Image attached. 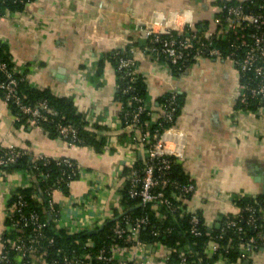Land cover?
<instances>
[{"label": "crops", "instance_id": "crops-1", "mask_svg": "<svg viewBox=\"0 0 264 264\" xmlns=\"http://www.w3.org/2000/svg\"><path fill=\"white\" fill-rule=\"evenodd\" d=\"M185 11L190 14L176 18L179 27L188 21L210 25L217 13L211 0H34L17 18L0 21V43L14 71H24L33 88L72 100L87 130L106 138L101 153L68 146L49 138L41 127L21 123L0 95V145L70 159L83 170L69 185L68 195L56 196L58 228L71 234L90 232L115 206L117 187L127 176L124 170L141 159L140 152L127 148L131 132L120 120L114 66L104 62L98 74L100 61L113 51H129L136 62L154 116L167 95L177 92L182 97L175 125L184 147L180 164L196 188L193 206L209 226L219 215L239 212L229 197L263 194L264 103L257 112L236 109L237 69L227 60H208L193 63L177 80L161 72L137 44L134 21ZM10 182L15 187L30 185L24 172L12 175ZM7 198L0 189V235ZM249 264H264V252Z\"/></svg>", "mask_w": 264, "mask_h": 264}, {"label": "built area", "instance_id": "built-area-1", "mask_svg": "<svg viewBox=\"0 0 264 264\" xmlns=\"http://www.w3.org/2000/svg\"><path fill=\"white\" fill-rule=\"evenodd\" d=\"M17 2L18 0H13ZM34 1V0H33ZM31 0L25 7L33 3ZM214 3L225 0H211ZM250 1L252 0H243ZM5 0H0V21L3 19L17 18L22 14L21 11H14L9 8H2ZM226 10V18L224 20L215 18L204 31H200L197 26L198 23L192 24L190 21L184 25H176V18L178 16H188L189 12H183L181 15H154L150 20H137L132 23L135 37L140 41H149L152 48L147 49L155 56L154 60L159 70L167 75L176 78L177 80L183 77L184 74L178 77L173 74V67H179L182 71L185 69L190 61L194 63H202L203 61H218L224 60L223 53L215 46V42L225 41L229 35L236 38L239 42V47L246 50L245 56L242 60H235V53L231 54V58L227 59L239 72V74H247L253 72L256 77L262 81V85L251 87L250 85L240 84L237 94V101L246 104L247 94L252 98L264 99V68L261 62L264 60V34L259 33L250 36L251 43H248L245 35H240L241 31L247 30L250 27L260 28L264 25V14L256 15L253 13H246L241 7H227L223 6L219 12ZM260 10L264 11V5L260 6ZM189 13V14H188ZM176 25V26H175ZM237 47V48H239ZM119 55V52L116 53ZM152 56V55H151ZM163 58V61L160 59ZM117 70L124 73L125 77L130 79L131 83H135L140 76L136 62L132 59L121 58L119 60ZM24 77V71L15 72L13 67L9 64L0 61V91L3 93V101L7 107L10 104L15 105L22 116L28 118L29 124L35 127H41L45 123L52 121V116L56 115L55 111L51 109L46 102L40 101L36 105H28L25 103L23 96L20 94V81L18 76ZM25 80V79H24ZM118 88V87H117ZM130 88L125 91L129 93ZM172 101L169 105L159 107L154 119L170 122L173 120L175 113V96L177 92H173ZM136 106V107H135ZM128 107L133 108L132 112L127 114L129 120L126 121L127 129L134 133V136L128 140L127 148L130 151L140 152L141 159L144 161V169L142 174L133 172L129 176L124 177L116 190L117 201L115 206L108 208L105 218L99 222L98 225L93 227L90 232L103 227L108 221L114 220V211L122 216L124 209L120 205V191L124 189L127 182L132 184L131 197L138 198L142 205H152V210L156 213L157 217L162 220L167 216V213L172 215L174 219H189L190 233L194 236L201 235L199 227L207 230L218 228L222 233H227L228 229H235L238 233H242L239 227V221H230L224 226H219L220 216H217L212 225L209 226L203 220L202 215L193 206V200L196 196V188L192 177L186 173L190 179L188 185H179L177 183H170L168 180H161V177H156V171H168L171 169L174 162L181 163L184 160V147L179 142V130L174 127L165 129L162 133L156 131L153 135L150 134L149 123H141V115L147 111V104L137 97L133 96L128 101ZM122 110V109H121ZM17 119V118H16ZM122 122V121H121ZM58 132L62 140L68 146H76L74 141L77 139V130L71 125H58ZM46 134V132H45ZM48 135V134H46ZM174 135V136H173ZM178 135V138H177ZM6 154L0 159V189L5 190L8 194L7 202L16 197V201L12 207L9 208V213L6 214L7 219H11L15 215H19V220L12 223V231L18 234H23L24 229L27 227L33 228L34 236L27 244L23 240L17 238L15 241H5L2 238L3 233L0 235V264H8V253L4 252L6 247L13 248L18 254V264H27V259H33L39 253L40 247L38 239L43 238L42 229L47 226L38 213H32L25 216L23 208L26 205L24 197L19 194V189L32 187L33 184L39 185L48 180L49 175L41 171L36 163L43 161L44 166L50 163V160L55 161L58 165L65 164L69 168L74 165L70 160H62L58 158H51L44 155L34 154L29 150H21L14 146L3 147ZM23 157H28L34 166L32 168L35 174L28 171L24 172L26 178L29 179L30 185L27 187H15L10 182L12 175L16 176L19 172L23 171H10L9 168L15 165L18 160ZM76 166V165H75ZM133 166V164H132ZM131 166V167H132ZM73 170L72 174L73 175ZM75 174L79 177L82 176L83 170L77 165ZM65 175V174H64ZM61 183V180L59 181ZM71 182H69V185ZM172 187L173 191L170 196H167L165 189ZM58 194H64L59 188H51L43 190L38 188L34 193L33 198L38 202L40 207L48 202V214L51 220V213L55 212L58 218V223L61 220V212L56 201ZM65 195V194H64ZM257 196H233L229 197L230 200L235 198ZM258 207V209L256 208ZM255 209L249 207L246 211L249 213L247 225L252 231H261L264 228V208L256 205ZM47 208V207H46ZM165 210L166 213H163ZM8 211V208H7ZM256 214L259 216L257 217ZM166 215V216H165ZM223 215V214H222ZM233 219H241V211L233 215ZM203 220V222H202ZM148 225L147 219L130 220L124 219L123 223L117 225L115 228V238L124 241V245H114L108 251L99 252L96 256L92 257L87 254L81 260H76L78 264H92L93 259L104 264H205V261H213V264H245L250 263L258 254L264 252V237L262 238V248L258 249V240L255 237H250L242 241L238 246L239 257L236 263H231L226 259L225 254L229 252L222 248L219 242L210 241L203 253H196L191 247L183 250L170 249L162 244L158 246L149 245L143 242L140 238V230L143 226ZM63 229V228H62ZM3 232L8 229L3 226ZM8 245V246H7ZM88 247H92L93 243L88 242ZM261 247V245H260ZM231 248V247H228ZM178 251V253H177ZM224 251V252H223ZM178 254V263L172 261V255ZM38 264H48L44 259L37 260ZM53 264H75V257L68 258L64 256L63 262L58 261Z\"/></svg>", "mask_w": 264, "mask_h": 264}, {"label": "trees", "instance_id": "trees-1", "mask_svg": "<svg viewBox=\"0 0 264 264\" xmlns=\"http://www.w3.org/2000/svg\"><path fill=\"white\" fill-rule=\"evenodd\" d=\"M31 0H18L14 2L13 0H5V3L2 5V8H9L14 11H23L25 6ZM33 1V0H32ZM250 1H235V0H225L214 3L216 5L217 13L216 18H220L224 20L226 18V10L223 12H219V9L223 6L229 7H241L243 11L246 13H253L256 15L264 14V11L260 10V6L264 5V0H252ZM205 27H208L207 24H199L197 28L200 31H204ZM263 33L264 34V25L260 28L250 27L247 30H242L240 35H245L248 43H251L250 36ZM142 50L152 48L149 41H140L137 42ZM239 42H236V38L233 35H229L225 41L215 42L216 48H218L223 53L224 60L231 58V54L235 53V60H242L245 56L246 50L243 47H239ZM239 47V48H237ZM119 52V55L116 53ZM152 57L155 58L153 54L148 52ZM121 58L129 59L130 54L129 51H113L109 54L104 55L103 59L100 61L98 65V74L102 72L103 63L110 62L115 69V78L117 83V94L116 101L119 103L121 107L120 112V120L122 121V126L127 127L126 121L129 120V114L132 112V109L128 107V101L133 97L137 96L141 98L145 104H147V111L141 115V123H149L150 129L148 131L150 134H154L156 131L162 133L163 130L174 127L176 125V120L180 115V111L182 108V97L179 94L175 96V113L173 120L170 122L163 121V119L157 120L154 119L155 116L151 111V108L148 106V91L147 86L141 77H138L135 83H131L130 79L125 77V74L117 70V66L119 60ZM163 61V58L160 59ZM0 61L9 64L12 67V61L10 55L7 53V49L2 43H0ZM261 67L264 68V60L260 61ZM193 61H190L185 69L182 71L179 70V67H173L174 76L178 77L179 75L185 74ZM240 75V74H239ZM20 81V94L23 96L24 101L28 105H36V103L43 101L48 104V106L53 109L56 115L52 116V121L49 123H45L42 125V129L44 133L48 134L47 136L52 139L62 140L59 132L58 125H71L77 130V139L74 141L76 146L89 147L92 148L95 152L101 153L105 147V137H97L94 132H90L87 130V123H85L83 116L77 113L75 104L72 100L67 98H59L54 94L50 93L47 90H40L33 88L30 84H28L24 77H17ZM248 84L251 87H257L258 85H262V81L259 77H256L253 72H248L247 74L240 75V84ZM130 88L129 93H125L127 89ZM0 95L3 98L4 95L0 91ZM173 94L167 95L163 98L159 106L169 105L172 101ZM264 100V99H263ZM260 100V98H252L249 94H247L246 104L241 103L239 100L237 101L236 109L243 111H251L257 112L263 105L264 101ZM9 109L12 111L13 115L21 121V123L29 122L28 118L22 116L19 112V109L10 104ZM129 139L134 136V133L131 131L128 135ZM63 141V140H62ZM6 154V151L0 146V159L3 158ZM62 160H65L62 158ZM70 160V159H68ZM74 165L69 168L65 164L58 165L55 161L50 160V163L47 166H44V162L40 161L36 163V165L41 169V171L45 174L49 175L47 181L40 183L39 185L33 184L32 187L19 189L18 192L20 195L24 197L26 205L23 208V213L25 216H29L32 213H38L43 221L47 224L41 231L43 238L38 239L39 242V253L35 258L27 259V264H38L37 260L44 259L48 264H53L58 261V263H62L64 256L68 258L75 257L76 260H81L87 254H90L92 257L96 256L99 252L105 251L108 255V251L112 246L124 245L123 240H119L115 238V228L117 225L123 223L124 219L128 218L131 221L136 219H147L148 225L143 226L140 230V238L143 242L158 246L162 244L170 249L175 250H183L187 247H191L196 253H203L206 249L210 241L219 242L220 246L226 250H229L228 253L225 254L226 259H228L231 263H236L238 261L239 252L238 246L241 245L242 241L249 239L250 237H255L258 240V249L262 248L264 237V228L261 231H252L247 225V219L249 213L246 211L247 208L253 207L255 209L256 205L264 208V194L258 195L256 198L245 197L242 199L235 198L234 202L239 207V211H241V219H233V215H221L219 220V226H224L230 221H239V227L242 229V233H238L235 229H228L227 233H222L218 228L212 229L208 234L207 230L203 227H199L201 235L194 236L190 233V225L189 219H179L177 215L176 219L172 217V215L167 213V216L160 220L156 213L152 210V205H142L140 199L132 198V184L127 182L126 186L123 190L120 191V205L124 209V215H120L118 211L114 212V220L108 221L103 227L96 229L93 232L85 231L81 233H70L66 229L58 228L56 213H51V220L49 219L48 214V202L44 203L42 207L38 204V202L33 198L35 192L39 189H42L43 192L46 189L51 188H59L63 191L65 195L69 193V182H73L79 178L78 174H75L77 163L70 160ZM171 166V169L168 171H156V177L161 180H168L170 183H177L179 185H188L190 183V179L187 177L186 172L184 170L183 165L180 163L174 162ZM76 165V166H75ZM33 163L30 161L28 157H23L18 162L9 168L10 171H23L29 172L31 174H35L34 169L32 168ZM144 161L142 159L137 160L132 167H127L124 170V174L129 176L133 172H138V174H142L144 169ZM73 170V175L72 174ZM65 174V175H64ZM61 180V183L59 181ZM173 189L172 187H167L165 192L167 196H170ZM16 197L12 198L7 203V208L9 213V208L13 206L15 203ZM47 207V208H46ZM258 209V207H256ZM163 213H166L165 210H162ZM258 217L259 215L256 214ZM19 215H15L11 219L5 218L3 221V226L7 228V231L3 232L2 239L5 241H15L17 238L24 241V243H29L34 236L33 228L27 227L24 229L23 234H18L17 232L12 231V223L14 221L19 220ZM203 222V220H202ZM91 241L93 243L92 247H88V242ZM261 245V247H260ZM8 246V245H7ZM231 247V248H228ZM264 248V247H263ZM177 251V253H178ZM8 253L9 263L8 264H18V254L9 246L6 247L5 251ZM224 252V251H223ZM174 253L172 255V261L178 263V254ZM205 264H213V261H205ZM92 264H104L100 263L93 259Z\"/></svg>", "mask_w": 264, "mask_h": 264}, {"label": "water", "instance_id": "water-1", "mask_svg": "<svg viewBox=\"0 0 264 264\" xmlns=\"http://www.w3.org/2000/svg\"><path fill=\"white\" fill-rule=\"evenodd\" d=\"M264 101V100H263ZM263 194H264V191H263ZM245 264H249V263H245Z\"/></svg>", "mask_w": 264, "mask_h": 264}]
</instances>
